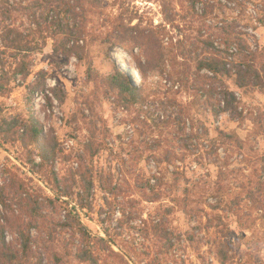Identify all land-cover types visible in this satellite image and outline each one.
<instances>
[{"label": "rangeland", "instance_id": "rangeland-1", "mask_svg": "<svg viewBox=\"0 0 264 264\" xmlns=\"http://www.w3.org/2000/svg\"><path fill=\"white\" fill-rule=\"evenodd\" d=\"M4 26L32 49L27 76L1 56L0 120L33 113L60 182L33 172V145L0 143V224L20 215L28 264H264V0H0V43ZM211 57L227 71L197 69ZM247 63L255 87L238 85ZM115 68L143 71L137 101L111 87ZM73 214L115 253L95 241L82 260Z\"/></svg>", "mask_w": 264, "mask_h": 264}, {"label": "trees", "instance_id": "trees-1", "mask_svg": "<svg viewBox=\"0 0 264 264\" xmlns=\"http://www.w3.org/2000/svg\"><path fill=\"white\" fill-rule=\"evenodd\" d=\"M29 36V34H23L22 31L13 26H4V31L1 34L2 42L0 43L1 69H4L6 67L8 58L7 56L4 58H2L1 56L5 55L7 50L14 51V72L20 73L24 76H27L29 74L28 56L32 49L30 46L31 40H29ZM197 69H207L213 72L215 75H219L227 71L226 62L222 57L200 59L197 64ZM139 71L141 73V78L143 79V71ZM237 73L238 85L240 87H255L258 84L262 83L260 72L256 70L255 67L250 63L245 64L244 67L240 68ZM109 84L111 85V87L118 90L119 94L127 101L134 102L138 100L140 90L139 86L135 83H131L129 79V73L125 69L115 68V73L110 77ZM7 85V81L2 83L0 80V96H2L3 93L7 91ZM227 93L232 95V93L230 92ZM0 129L1 131H5L7 133L5 138L0 143L5 144L19 141L24 142L25 144L29 143L38 150L40 161L35 166V168H33V172L38 175L39 179H41L48 187L56 192H59L58 186L60 182L58 179V175L52 166L54 152L47 142L42 125L39 123L33 113L31 111H28L27 118L17 117L13 120L1 118ZM87 172L88 171L85 168L81 169L80 167V170H78V172H76L74 176L78 175L81 178L83 177V175H86ZM90 180H92L91 177L88 178L89 182H91ZM18 189H21V195L22 193H25L23 186H18ZM0 203L7 207L2 192L0 194ZM29 215L32 218L36 215H39V206L32 205V207L29 209ZM3 218L5 219V224H0V258L2 260H6V262L10 264H28L31 253L30 245L32 241L30 230L25 229L24 225L21 223L20 215L15 214L14 209L8 208ZM64 225H68L70 228L80 233L82 241L84 243V249L81 252V259L84 261H95L92 252L93 242L102 241L103 243L109 245V243L104 238L92 236L85 228V226L82 225L79 217L76 214L72 215V222H70V224L68 223ZM7 229L11 232L18 233L20 238V249L16 250L9 244H7L4 237V231ZM109 250L115 253L111 245H109Z\"/></svg>", "mask_w": 264, "mask_h": 264}, {"label": "bare ground", "instance_id": "bare-ground-1", "mask_svg": "<svg viewBox=\"0 0 264 264\" xmlns=\"http://www.w3.org/2000/svg\"><path fill=\"white\" fill-rule=\"evenodd\" d=\"M118 60V59H117ZM134 74V73H133ZM135 76V75H134ZM135 82L138 84V83H141V80H140V78H138L137 76L135 77ZM134 82V83H135Z\"/></svg>", "mask_w": 264, "mask_h": 264}]
</instances>
